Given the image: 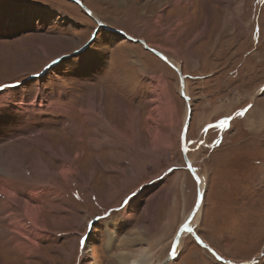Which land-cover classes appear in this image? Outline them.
Here are the masks:
<instances>
[{"label":"rangeland","instance_id":"rangeland-1","mask_svg":"<svg viewBox=\"0 0 264 264\" xmlns=\"http://www.w3.org/2000/svg\"><path fill=\"white\" fill-rule=\"evenodd\" d=\"M83 2L166 53L186 78L187 151L204 200L167 264H264V0ZM0 19V98L43 94L55 104L0 139V150L32 184L53 169L67 195L46 196V230L28 239L27 254L12 250L13 227L0 223V264H160L198 190L181 151L187 107L177 71L71 0H0ZM67 166L78 173L57 176Z\"/></svg>","mask_w":264,"mask_h":264},{"label":"bare ground","instance_id":"bare-ground-1","mask_svg":"<svg viewBox=\"0 0 264 264\" xmlns=\"http://www.w3.org/2000/svg\"><path fill=\"white\" fill-rule=\"evenodd\" d=\"M177 2L180 3V0H177ZM94 14L93 17L95 18V20L98 19ZM27 95H25L24 92H22L21 94L16 93L11 97L10 103L7 105H5L6 103H4L5 97L0 98V101L3 102L2 107L6 108L9 112L8 116L0 114V121L2 119H9L7 121L0 122V139H11L14 134L18 135L25 129L29 130L32 126H34L35 124L33 123L26 125L27 117H30L31 114L40 117L41 114L44 113V111L48 108H55V104L52 101L48 100L47 95H31L32 98L28 97ZM16 107H18V110H16ZM92 112L94 113V115H92L91 118L96 117L95 114L99 115V112H96L95 108H92ZM84 113L86 112L84 111ZM70 125H72V123H69L67 127L70 128ZM100 144L101 141L96 143L97 146ZM46 149L50 154L53 153L51 145H46ZM62 155L64 156L65 154L63 153ZM64 160L70 161L71 159L69 155L66 154L64 156ZM13 168H19L20 172L23 175L17 177L16 175L12 174L11 170ZM23 168L12 160V154L10 156L9 152L5 153V151L0 150V223L5 221V225L11 228L13 227V229L6 230V234L9 232L13 233V235L10 237V242H12L13 245L12 250L15 251V253L19 254L29 253L30 248H28L27 246H29L30 244H27L32 241L28 242V239H32L31 236L36 237L37 234L40 235V233H44V231L46 230L45 228H43L42 230L40 228L41 226L39 225V218L41 213L44 211L43 206L46 202V196L52 195V197L56 196V198L67 200V195L64 193L65 191L63 192L61 190V186L58 184L59 182H57L54 177L56 174L53 169H51L50 167L48 168V172L51 174L50 180L48 179L45 182L40 181L37 184H32L30 183L32 182L31 178H29L27 172ZM71 171L78 173L77 169L74 166L72 168L67 166L63 168V170L60 171L57 176H67L68 174L72 175ZM37 172H42L46 175L45 171L39 170ZM201 186L205 187L202 182ZM0 232L2 233V230H0ZM8 246L10 247V245ZM74 247L75 244L74 246H71V249H75Z\"/></svg>","mask_w":264,"mask_h":264},{"label":"water","instance_id":"water-1","mask_svg":"<svg viewBox=\"0 0 264 264\" xmlns=\"http://www.w3.org/2000/svg\"><path fill=\"white\" fill-rule=\"evenodd\" d=\"M71 1H73L76 4H78L79 6H81L90 17L94 18L93 17V14H92V9L90 7H88L83 2V0H71ZM96 21H97V24H98L99 27H103V28H105L107 30H112L113 32L118 33V34L124 36L125 38H127V39H129L131 41L139 42V43L143 44L145 46V48H147L148 50L152 51L157 56H159L160 58H162L172 68H174L177 71V73H178L179 81H180L181 96L185 99L186 107H187V115H186L185 122L183 124L182 132H181V151H182V154H183V159H184V161H185V163L187 165V168L189 169L188 165L191 164V166L195 170V172H192V171H190V172L195 177V179H196V176L199 177V182L196 181L197 182V185H198L196 202H195L193 208L191 209L190 213L188 214V216L180 224V226H181V225H183L185 223H188V225L190 227L191 223L194 221L197 213L199 212V210L202 207V203H203V200H204V190L202 189V186H201L202 178L200 177V175H199L197 169L195 168V166L193 165V162L190 159V156L188 154V151H184L183 150V147H182V145L185 146V147H187L188 129H189L190 122L192 120V113H193L192 104H191L190 99H189V97H188V95L186 93V78H185V75H184L182 69L179 66H177L166 55V53L162 52L161 50H159V49H157L155 47H152L150 44H148V42L145 39L137 38V37L129 34L128 32H126L123 29H119V28H115V27H112V26H108L106 23H104L103 21H101L99 19H96ZM165 57L167 59H165ZM182 134H184V136H186V139H182ZM180 226H179V228H178L177 231L180 230ZM183 232L184 231H181L180 232V235H179L178 238L176 237V234H175L174 239H173V242H172L171 250H170L168 256L163 261H161L160 264H167L175 256V255H173V245H174V251H175V254H176V251H177L178 246L180 244V240H181V237H182ZM176 239H178L179 242L174 244V241Z\"/></svg>","mask_w":264,"mask_h":264},{"label":"snow or ice","instance_id":"snow-or-ice-1","mask_svg":"<svg viewBox=\"0 0 264 264\" xmlns=\"http://www.w3.org/2000/svg\"><path fill=\"white\" fill-rule=\"evenodd\" d=\"M37 6H38V5H37ZM2 24H3V20L0 19V25H2ZM93 42H96L95 39H94ZM101 42H102V41H101ZM78 51H79V50H78ZM80 54H81L82 56L87 57L88 50L85 49L84 52H83V53H80ZM165 59H167V58L165 57ZM75 72H76V70H73L72 72H69L68 75H74ZM0 87H4V86L0 85ZM2 103H3V102L0 101V114H2V113L5 111V109L2 107ZM248 107L250 108L251 105H249ZM245 111H247V109H241L239 112H237V115H243V114L245 113ZM227 125H228V118H224L223 120L219 121V124L216 125V126L218 127V126H227ZM211 127H213V125H208V128H211ZM205 131H207V128L205 129ZM182 139H186V136H184V134H182ZM220 142H221V141H216L217 144H219ZM194 144H198V145H200V146H203L204 141H203V140H200V141H198V142H194ZM182 147H183V150H184V151H187V147H185V146H183V145H182ZM188 167H189L190 171L195 172V170L192 168L191 164H189ZM196 181L199 182V177H198V176H196ZM135 194H136L135 192H132L129 196H126V197L124 198V200L122 201V204H123V205H127L128 202H129V200H130V198H131V196H134ZM77 196H78V194H77ZM111 211H119V209H118V208H117V209H112ZM107 214H108V213L106 212V215H107ZM97 219H99V217H97ZM91 226H92V222L89 221V223H88V227H91ZM185 230H186L187 232H189V233L192 232V229L189 227L188 223H185V224H183V225L180 226V230L177 231V233H176V237L178 238L179 235H180V232H181V231H185ZM178 242H179L178 239H176V240L174 241V244H175V243H178ZM200 242L203 243L202 241H200ZM79 243L81 244V246H83V245L86 243V239H85V238H81V240H80ZM204 247L207 248L208 246H207V245H204ZM173 255H175L174 245H173ZM213 255L216 257L217 260L222 259V257H220V256H219L217 253H215L214 251H213ZM262 255H264V254H262ZM245 264H246V262H245Z\"/></svg>","mask_w":264,"mask_h":264}]
</instances>
